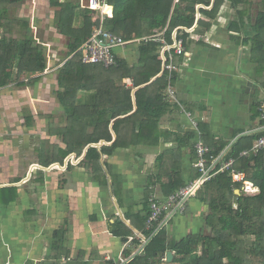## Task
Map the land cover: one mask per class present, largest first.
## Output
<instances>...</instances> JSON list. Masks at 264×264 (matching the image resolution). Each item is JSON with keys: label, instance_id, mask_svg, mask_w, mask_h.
I'll return each mask as SVG.
<instances>
[{"label": "crops", "instance_id": "crops-1", "mask_svg": "<svg viewBox=\"0 0 264 264\" xmlns=\"http://www.w3.org/2000/svg\"><path fill=\"white\" fill-rule=\"evenodd\" d=\"M55 1L75 5L80 2ZM210 1L209 7L200 4L197 9L210 10L214 0ZM50 3L51 0H26L21 5L23 12H28L25 14L28 24L34 22L37 27L35 31L40 34L37 38L44 41L47 51L49 48L48 68L40 76L55 69L53 64L63 66L70 59L67 57L70 40L55 28ZM259 14H264V0H241L237 9L223 0L211 20L197 13V23L201 20L210 24L209 28L196 24L187 31L184 55L172 52L176 71L172 73L171 87L176 101L168 98L171 110L161 115L152 126L156 127L154 130L145 132L154 134H147L149 137L144 141L139 137L141 120L135 115L133 122L113 128L116 120L135 114L133 94L134 111L128 115L115 114L110 121V142L89 144L82 152L69 154L61 162L67 148L65 138L63 133L54 131L44 139L56 146L48 159L37 152L35 161L26 157L10 161L15 171L10 175L0 173V264H119L139 255L140 244L147 235L144 227L149 215V196L164 201L197 176L195 134L184 112L191 113L204 127L209 144L216 147L226 144L223 152L242 136L254 134L260 128L261 115L253 119V106L264 103V91L257 82L264 74L259 73L252 59V42H248L256 35L254 24ZM241 17V31L234 32L231 27ZM138 48L137 41L116 50V55L129 67H138ZM64 56L67 58L62 61ZM162 74L163 69L151 82ZM28 80L15 83L14 92L23 95L24 103L48 104L47 98L41 101L35 96L28 97L32 93L29 88L33 89L36 83L33 87L26 83ZM116 84L119 86V81ZM122 84L132 87L128 79L122 80ZM5 87L1 89L8 90ZM40 113L47 118L65 114L49 109ZM85 114L87 118L90 111ZM22 116V122L32 127L39 112L29 115L24 112ZM85 123L84 133H92L93 122L86 119ZM72 127L75 132H81L77 121L68 125L69 130ZM156 130L158 139L154 137ZM191 134L194 136L188 139ZM90 148L95 154L86 157ZM2 189H11L12 201L3 202ZM235 193L239 194L238 190ZM188 204L191 216L202 211L194 199ZM173 213L165 229L180 240L178 222L182 216Z\"/></svg>", "mask_w": 264, "mask_h": 264}, {"label": "trees", "instance_id": "trees-1", "mask_svg": "<svg viewBox=\"0 0 264 264\" xmlns=\"http://www.w3.org/2000/svg\"><path fill=\"white\" fill-rule=\"evenodd\" d=\"M24 1L0 0V30H2L0 89L8 85L7 74L12 70L16 71L18 77L23 75L28 77L29 80L26 83L33 85L38 80L37 76L43 74L48 68L49 57L48 54L46 55L47 47L44 41L31 37L27 28L28 22L9 18V13L16 11ZM222 1L214 0L213 7L207 11L202 8L198 10L197 6L201 4L209 7L210 0H178V2L175 0H108L109 6L113 8V14L112 18L103 22V29L121 37L125 42H130L129 44L138 41L137 63L139 66L129 67L125 60L117 57L118 66L105 69L101 65L83 64L78 52L82 44L92 36L93 27L99 24L93 20L92 12L85 8L80 9L79 5L51 0L54 26L60 35L70 40L67 54L70 59L57 70V81L62 91L58 92L59 102L64 112H67L68 119L76 118L77 123L90 119L94 125V131L83 136L80 132H75L73 127L70 130V127H67L68 129L61 132L67 147L66 151H62L61 162L69 154L82 152L89 144H97L102 140L110 142L112 140L108 129L110 121L115 114L128 115L134 111L133 94L135 114L124 120H116L113 128L128 121L133 122L135 115V118H140L142 123V133L139 137L142 141L149 137L147 134L150 133L145 132L154 130L156 127L152 126L157 124L162 114L172 108L167 96L168 72L163 71L159 78L151 82L163 69L162 44L155 39H163L168 45H173L174 33L177 39H182L184 42L187 31L196 24L197 27L209 28L210 24L201 20L197 23V13L210 20L214 19ZM228 1L234 9H237L238 4L241 3V0ZM242 24L241 17L231 29L240 33ZM254 28L256 35L248 42H252V59L258 65V71L264 74V14H259ZM244 42L247 43V39H244ZM124 79L130 80L132 87L123 85ZM116 80L120 84L119 89L112 93L116 100L107 105L104 117L97 113L100 111L97 105L87 108L90 111L87 118L85 113H79V110L84 111L85 107L81 108L79 101V104L77 103L78 94L92 93L91 97H95L97 103V100L101 101L103 94L108 91V84H116L117 82L114 83ZM172 82L173 78L170 84ZM257 82L260 89L264 91V76ZM142 85L146 86L133 93L134 89ZM257 107L258 103L253 106V119L261 115ZM263 125L264 120L260 122V127ZM260 129L254 134L239 138L225 153L227 159L236 160L235 169L242 172L246 181L252 183L259 192L253 196L245 195L240 183L232 184L230 177L226 174L216 175L202 186L195 196L196 199H190H194L196 205L208 207V213H204L203 228L185 235L180 240L174 239L163 228L152 238L144 251L133 257L127 264H264V149L256 156L245 158L239 156L242 151L250 149L254 141L264 136V130ZM156 132L154 137L158 139L159 134L157 130ZM199 132L201 139L209 145L211 154L219 156L223 153L226 144H221L219 147L209 144L207 142L209 134L204 135V127L201 125H199ZM50 134H54V131ZM194 134L195 142L196 133ZM194 134L189 135L188 139H191ZM118 138L117 141H120ZM118 143L115 144L118 145ZM93 154L95 150L90 148L86 157ZM97 156L94 157L97 158ZM196 172L197 178L198 171ZM10 190H1L2 198L5 199L3 202L12 201L9 195ZM236 190L239 194L235 193ZM188 203L185 215H190L191 208H188L190 206ZM167 252L173 254L170 263L166 262Z\"/></svg>", "mask_w": 264, "mask_h": 264}, {"label": "built area", "instance_id": "built-area-1", "mask_svg": "<svg viewBox=\"0 0 264 264\" xmlns=\"http://www.w3.org/2000/svg\"><path fill=\"white\" fill-rule=\"evenodd\" d=\"M176 2L178 1L176 0ZM79 4L81 8L90 10L94 15L96 14L97 16L94 17L93 20L99 23L93 27L92 36L85 41L78 50L81 55V62L86 65H101L105 69L117 67L118 58L116 50L124 48L130 42H125L121 37L103 29V22L108 18H112L113 14L108 0H80ZM161 35H163V33ZM173 36V45H168L163 39L156 38L155 40L162 44L161 60L163 71L169 74L167 96L171 101L173 100L175 102V91L170 84L172 73L176 71L172 52L175 55H184V49L182 39H177L175 35ZM259 110L261 119L264 120V103H261ZM184 113L189 118L190 125L196 133V141L194 142L196 162L194 168L198 171V177L167 196L164 201H159L154 196L150 197L148 200L149 215L145 221L144 227L149 234H147L141 242L138 254H141L152 238L165 228L173 212V214L178 213L179 215L185 213L188 201L195 198L202 186L216 175L226 174L230 177L232 184L240 183L242 192L245 195L249 194L248 196H253L259 192L252 183L246 181L242 172L235 169V159H227L225 156L226 152H223L219 156L211 154V149L201 139L199 123L192 117L191 113ZM260 128L264 130V126ZM263 149L264 136L254 141L252 147L242 151L239 156L243 158L256 156L257 153ZM129 261H131V259L121 260L119 264H127Z\"/></svg>", "mask_w": 264, "mask_h": 264}, {"label": "rangeland", "instance_id": "rangeland-1", "mask_svg": "<svg viewBox=\"0 0 264 264\" xmlns=\"http://www.w3.org/2000/svg\"><path fill=\"white\" fill-rule=\"evenodd\" d=\"M26 1V0H25ZM24 3V2H23ZM22 3V5H23ZM80 5V4H78ZM22 6L17 8L16 11H11L9 13V18L10 19H16V20H21L23 22H27L25 14L28 13L27 11L24 13L23 12ZM28 31L30 32L31 37L37 38L40 34L37 33L38 31H35V26L34 22L31 24H28ZM2 37V30H0V38ZM38 39V38H37ZM39 40V39H38ZM133 47V45H131ZM48 54V57H51L49 54V48L48 51L46 52V55ZM67 57L64 56L62 61H64ZM69 58V57H68ZM49 59V58H48ZM66 62V61H65ZM56 64V63H55ZM53 64L55 69H51V72H48V75H42L38 77V80L36 83H41L42 85L39 84L37 87L35 83V87L29 88L32 93L28 95L29 96H35L37 99H41V101H45V104L43 102H30L24 103V100H22L23 95L15 93L16 87H13L15 83H19L21 80H25L28 77L26 76H16V71L12 70V72H9L7 74V78L9 80V83L7 85L8 90L3 91V89H0V173L5 174V175H10L15 171V167H11L12 163L10 161H13L14 159H20V158H28L27 160H37V152L41 155H44V159H48V157L54 153V149L56 148L55 145H53L51 142L49 143V140H44L45 137L49 136L50 132L52 131H57L59 132H64L68 125L70 123L75 122L77 119H68V115L62 114V115H57V117L53 116L51 118H47L46 115L40 113L41 111H44L46 109L49 110H61L64 111L62 105L59 102V97H58V92H62L59 88L58 81H57V70L58 68L61 67V65L58 64ZM48 83H53L55 82L54 85H52L51 90L47 89L46 82ZM114 81V83H116ZM25 84V83H24ZM119 89V86L116 84H108V91L103 94L102 100L96 103V98H92L90 93H80L77 95V103L79 101V105L81 108L85 107V110L80 111L79 113H85L89 112L87 108L94 107L97 105L98 114L102 117H104L105 114V109L107 105L110 103L114 102L116 99L113 97V94L116 90ZM8 100V102H7ZM15 101V102H14ZM40 101V100H39ZM18 102V103H16ZM22 111L27 112V114H31V112L37 111L39 112V117L33 118L35 119L34 125L31 126H26L25 123L22 122ZM80 122V121H79ZM80 127V134L83 136L84 131L86 130V119L83 120V123ZM28 125H31V122H29ZM62 125V127H60ZM90 134V133H89ZM44 140V141H42ZM3 148H6L4 150ZM8 150V151H7ZM14 152V153H13ZM46 157V158H45ZM61 159V158H60ZM27 161V162H28ZM9 168V169H8ZM9 170V171H8ZM8 171V172H7ZM249 195V194H247ZM196 199V198H195ZM191 203V200L189 201ZM189 205V204H188ZM202 208V211L200 210L197 215H185L182 216L179 220V224L181 228L180 231V238L184 237L187 234L195 233L197 229L203 228V219H204V213H208V207L205 205L200 206ZM189 208V207H188ZM200 208V209H201ZM179 237V236H178Z\"/></svg>", "mask_w": 264, "mask_h": 264}, {"label": "water", "instance_id": "water-1", "mask_svg": "<svg viewBox=\"0 0 264 264\" xmlns=\"http://www.w3.org/2000/svg\"><path fill=\"white\" fill-rule=\"evenodd\" d=\"M96 24H98V22ZM172 258H173L172 252H167L166 253V262L170 263L172 261Z\"/></svg>", "mask_w": 264, "mask_h": 264}, {"label": "flooded vegetation", "instance_id": "flooded-vegetation-1", "mask_svg": "<svg viewBox=\"0 0 264 264\" xmlns=\"http://www.w3.org/2000/svg\"><path fill=\"white\" fill-rule=\"evenodd\" d=\"M44 82H46L45 80H44ZM38 83V82H37ZM36 83V84H37ZM40 85H42L41 83H39ZM55 84V82H53V83H48V82H46V86H47V89L48 90H51V87H52V85H54Z\"/></svg>", "mask_w": 264, "mask_h": 264}]
</instances>
